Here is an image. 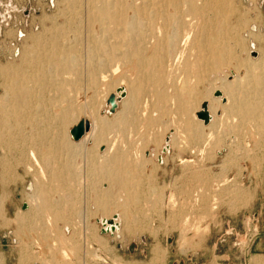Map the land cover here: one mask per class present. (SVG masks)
<instances>
[{
	"label": "rangeland",
	"instance_id": "1",
	"mask_svg": "<svg viewBox=\"0 0 264 264\" xmlns=\"http://www.w3.org/2000/svg\"><path fill=\"white\" fill-rule=\"evenodd\" d=\"M233 3L238 13L230 22L234 24L241 17V21L236 22L240 23L237 30L240 41L231 44L233 53L238 60L248 58L257 66L263 65L259 54L264 51V42H261L264 40V0H233ZM64 4L65 0H0V66H18L19 55L24 46L31 44L32 35H39L43 30L47 33L55 22L62 24L69 20L68 11L60 13L66 7ZM76 24L77 20L71 25L74 26L71 32L81 26ZM91 29L98 33L97 27ZM165 61L162 65L150 61L152 63H131L127 69L119 68L118 73L107 78L94 94L86 90L87 86L83 85L85 89L79 87L77 100L68 103L72 118L64 124L63 130L55 121L36 126L23 120V135L28 136L36 130L49 139L62 131L66 137L62 143L73 144L68 161L71 170L63 171L68 175L62 178L65 186L60 181L41 176L36 168L26 167L31 161L28 158L23 161H28L27 164L21 163L12 145H0V194L3 185L15 193V200L21 206V218L34 221L28 227L33 230V235L36 230L40 238L44 233L42 229L52 235L48 240L53 245L49 253H69L70 264H74L71 259L75 253H84L80 264H93L92 253H97L95 258L99 264H136V260L139 261L137 264H173L174 261L175 264H239L242 261L237 242L247 240L264 193V127L259 128L254 122L242 126L236 118L232 122V116L220 115L221 109L214 112L207 125L197 118L202 104L209 103V96L216 99L214 90L223 82L224 73L235 71L236 60H230L217 71H209L202 79L196 73L181 74L176 66L169 67L170 59ZM1 79L0 75V94L3 93ZM233 79L234 75H231L226 81ZM132 84L137 90L127 103H120L114 114L103 115L110 94L120 87L125 98ZM189 89L194 91L189 92ZM55 96V91H48L47 98ZM223 103L220 101L221 105ZM39 106L34 105L33 111H45V107L39 109ZM92 108L98 111L104 124L113 123L109 132H105V141L98 146L90 142L94 131L98 130ZM58 110L54 107L52 113L56 114ZM139 113L145 116L137 115ZM122 114L131 116V123L125 129L121 125L115 126ZM153 117L158 119L157 128L147 123ZM43 119L37 118L39 122ZM81 119L88 120L91 128L83 142H75L70 137V130ZM127 136L129 139H125ZM208 136L210 141L205 143ZM166 137H169V149L161 153ZM113 142L115 150L106 153ZM45 149L47 169L52 167L49 171L66 165L67 157L63 152L57 161ZM112 152L125 156L122 160L118 158V164L114 161L111 170L116 164L120 167L130 165L134 170V175L131 173L129 177L132 183L135 182L131 187H115L110 183L111 178L100 176L99 169L102 170L105 156ZM92 153L97 160L89 157ZM47 156L48 160L45 159ZM37 180H41L48 198L59 202L62 195L70 191L75 199L68 205L46 207L39 196L34 195ZM110 187L113 193L109 202L100 204L98 192H105ZM25 203L28 208L23 210ZM114 214L121 217L119 230L103 231L99 221ZM153 248L161 252L157 251L154 256Z\"/></svg>",
	"mask_w": 264,
	"mask_h": 264
},
{
	"label": "bare ground",
	"instance_id": "2",
	"mask_svg": "<svg viewBox=\"0 0 264 264\" xmlns=\"http://www.w3.org/2000/svg\"><path fill=\"white\" fill-rule=\"evenodd\" d=\"M65 1L66 7L60 13L68 11L69 20L62 24L57 22L51 24L52 26L47 32L49 34L43 30V33L39 35H32L30 37L31 44L24 46L19 55L20 64L18 66H0L1 87L3 88V93L0 94V145L6 144L10 147L12 145L14 152L19 154V159L23 164H27L28 161H23L29 158L31 163L27 164L26 167L29 165L30 170L36 168L41 172V176L60 181L65 186L63 183L65 179L62 178L68 175L64 174L63 171L71 170V164L68 161L72 156L71 147L73 144L66 143V141L62 143L66 138L62 131L58 136L55 135L49 139H46V134L37 133L36 130L35 133H30L28 136L23 135L21 132L22 127H24L23 120L36 126L43 123L47 125L51 121H55L56 125L62 129L64 124L72 118L71 107L68 106V103L77 100L79 87L87 86L86 90L94 94L98 90L97 87L103 85L107 78L116 75L117 71L120 70L119 68L127 69L131 63L141 65L154 61L162 65L166 59H170L169 67L176 66L182 71L181 74L184 73L186 76L196 73L195 75L202 79L207 76L209 71H217L230 60H236V66L233 67L235 71L227 70L219 88L213 89L215 93L220 89L222 94L215 97L216 99L209 96L210 101L207 103L211 120L214 112L221 109L220 115L232 116V122L236 118L242 126L245 123L254 122L259 128L264 127V64L257 66L256 62L248 58L238 60L233 53L231 44L240 41L237 36L240 23L237 24L236 22L241 21L240 17L235 22L236 24L230 22L232 16L238 13H236L237 9H235L233 0ZM76 20L81 26H76L75 31L72 30L74 35L71 32V28L74 26L71 25L75 24ZM93 27L98 28L99 34L92 31L91 28ZM259 59L264 61V51L259 54ZM233 72L234 74H232ZM231 75H234V79L229 82L226 81L227 77ZM136 87L132 84L131 91L130 89L127 91V87L125 88L127 97L121 98L118 106L120 103H127L126 101L131 97L134 90H137ZM118 89L122 88L119 87ZM48 91H55V98H47ZM193 91L194 89H189V92ZM117 95L119 96V94ZM220 101L224 102L223 105L220 104ZM38 104L40 105L39 109L45 107V111L42 110V113H40L41 110L38 113L33 111L34 105ZM105 105V109L102 110L103 115L108 114V105ZM128 105L125 106L128 107ZM139 105L140 103L138 107ZM41 106L43 107L41 108ZM54 107L59 109L56 114L52 113ZM47 109L49 111H46ZM91 113L95 116L94 123L97 124L98 130L97 132L94 131V138H91L93 141L90 142L92 145L98 146L102 141H105V132L112 127L113 123L104 124L97 110L93 109ZM130 115H120L115 126L121 125L122 129H125L126 125L131 123L132 115ZM137 115L145 116L142 113ZM38 116L44 118L43 122L37 120ZM153 116L155 115L153 114ZM156 118H150L147 121L148 125H156L157 128L158 119ZM34 128L36 129V127ZM42 128L44 129L43 125ZM48 128L50 127L48 126ZM93 130L95 129L93 128ZM209 136L205 143L210 141L211 136ZM86 138L84 136L79 141L83 142ZM125 139H129L128 136ZM165 141L166 144L161 153H166L169 149V137H166ZM75 146L77 147V145ZM114 146V142L109 144L106 153L110 154V151L115 150ZM44 148H47L45 151L49 150L53 159L57 161L60 152H63V155L67 157L66 165H60L59 168L53 165V168L56 169L49 171L50 167L47 169L46 163L48 161H44L46 155L43 151ZM117 152L105 156L102 170L99 169L100 176L104 179L111 178L112 182L110 183L115 187H131L135 182L132 183L129 177L134 170L130 165L122 167L117 165L119 163L116 162L118 158L122 160L125 156L124 153L119 155ZM89 157L92 160H97L93 153ZM46 158L48 160V156ZM114 161L117 163L116 168L111 170L110 167ZM158 162H162L161 156L158 157ZM43 164L45 165L44 168ZM44 169L48 173H45ZM132 174L134 175V173ZM40 181L37 180L35 183L33 192L34 195L39 196L41 203L46 207L47 205H68L75 199L74 193L70 191L62 195L63 197L60 198L59 202L48 198L46 195L48 192L43 188ZM5 187L6 185H3L4 189ZM112 193L111 187L105 192L99 191L97 194L98 202L104 204L110 199ZM108 221H113V225L109 224ZM120 221V215L114 214L99 222L105 232L113 233L119 230ZM112 226L115 227L114 231L111 229ZM155 246L157 247V245ZM153 249L155 256L159 250Z\"/></svg>",
	"mask_w": 264,
	"mask_h": 264
},
{
	"label": "crops",
	"instance_id": "3",
	"mask_svg": "<svg viewBox=\"0 0 264 264\" xmlns=\"http://www.w3.org/2000/svg\"><path fill=\"white\" fill-rule=\"evenodd\" d=\"M257 206L247 240L237 242L238 253L243 257L239 264H264V193ZM20 209L15 193L3 189L0 194V264H70L69 253L48 252L53 246L48 241L52 235L45 229L40 238L36 230L33 235V230L28 227L34 221L21 218ZM96 254L92 253L93 264H99ZM73 258L72 263L80 264L84 253H75ZM138 262L136 260V264Z\"/></svg>",
	"mask_w": 264,
	"mask_h": 264
},
{
	"label": "water",
	"instance_id": "4",
	"mask_svg": "<svg viewBox=\"0 0 264 264\" xmlns=\"http://www.w3.org/2000/svg\"><path fill=\"white\" fill-rule=\"evenodd\" d=\"M119 94V96L117 95ZM221 93L218 91L215 93V96H220ZM125 96V92L122 89H117L116 93L110 94L108 97L106 104L108 105V114H114L118 109V102L121 98ZM197 118L204 122L205 125H207L211 121V117L208 111V103L204 102L202 104L201 110L197 113ZM91 123L88 120L81 119L78 124H76L71 130H70V136L71 138L77 142L81 138L84 137L86 133L90 131ZM28 205L25 203L23 205V209H27ZM109 224L113 225V221H108ZM111 229L114 231L115 227L112 226ZM104 231V230H103Z\"/></svg>",
	"mask_w": 264,
	"mask_h": 264
}]
</instances>
